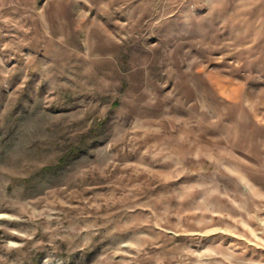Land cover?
<instances>
[{"label":"rangeland","instance_id":"374dc122","mask_svg":"<svg viewBox=\"0 0 264 264\" xmlns=\"http://www.w3.org/2000/svg\"><path fill=\"white\" fill-rule=\"evenodd\" d=\"M0 264H264V0H0Z\"/></svg>","mask_w":264,"mask_h":264}]
</instances>
